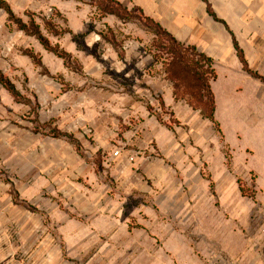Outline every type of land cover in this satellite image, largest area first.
Instances as JSON below:
<instances>
[{
  "label": "rangeland",
  "instance_id": "374dc122",
  "mask_svg": "<svg viewBox=\"0 0 264 264\" xmlns=\"http://www.w3.org/2000/svg\"><path fill=\"white\" fill-rule=\"evenodd\" d=\"M35 21L82 71L63 68L0 9V68L33 106L0 87V264H264V111L256 126L242 111L241 124L223 134L198 114L177 124L155 93L148 111L163 125L149 123L130 94L139 76L103 71L106 43L55 37ZM139 29L151 55L153 31ZM156 61L169 81L165 58ZM33 117L75 136L85 158L64 139L32 132Z\"/></svg>",
  "mask_w": 264,
  "mask_h": 264
},
{
  "label": "crops",
  "instance_id": "0c3cea01",
  "mask_svg": "<svg viewBox=\"0 0 264 264\" xmlns=\"http://www.w3.org/2000/svg\"><path fill=\"white\" fill-rule=\"evenodd\" d=\"M4 1L3 3L9 6L12 14L24 25L28 26L32 19L45 41L46 37L42 34L35 17L41 20L46 33L53 34L55 37L87 36L91 43H106L105 45L110 49L106 56H102L106 63L103 71L115 78L136 79L139 76L141 82L130 88V94L137 95L139 104L144 102L147 122L152 123L153 120L159 121L161 124L163 122L156 117L157 114L153 115L148 111V106L151 107L148 96L155 93L159 95L163 108L172 112V119L177 121V124L190 123L197 114L200 119L203 118L199 112L191 109L184 101L174 99L170 82L163 79L160 63L146 53L145 47L150 38L145 37L144 29H139V26L141 27L139 23H137L138 25L122 23L113 16L99 17L93 7L78 0ZM115 1L128 10L139 9L144 17L158 24L176 42L186 47H192L197 53L210 59L215 73V78L210 83L215 103L214 119L223 134L229 130V127L237 128L241 124L242 111L248 112V117L252 122L256 121L254 118L258 116L259 111H264V0ZM28 14L31 15L28 16ZM22 15L27 17L26 22L22 21ZM44 20H49L53 24L54 30L64 31V33L54 34L49 31ZM6 22L17 26L7 20ZM22 33L24 36L36 40L45 51L58 58L63 68L69 72L80 73L82 71V65L69 52L58 51L55 47L48 45L46 41V44L54 48L56 52H64L69 55V61L65 63L54 52L42 46L36 38L26 35L23 31ZM116 35H120L121 40L117 41ZM237 49L241 52L247 69L255 74V77L243 70L237 57ZM23 55L29 58L43 75H49L45 66L33 54L23 53ZM30 55L38 63L33 61ZM0 72L4 76L5 72L2 68H0ZM0 87L10 95L1 85ZM14 90L18 97L10 96L33 110L31 101L21 98L19 92L15 88ZM31 122L33 124L32 132L44 131L53 138L64 139L80 158H85L76 137L59 129L52 120L38 123L33 117ZM253 126H256L255 122ZM165 127L164 131L159 129L160 133L168 132L167 123ZM174 128L176 127L169 130L172 131ZM52 129L65 134V136H53ZM155 142L158 148L162 146L160 140L156 139ZM169 142V146H171V143L173 142L174 145L176 140L171 137ZM93 163L97 167L101 166L100 158L95 156Z\"/></svg>",
  "mask_w": 264,
  "mask_h": 264
},
{
  "label": "trees",
  "instance_id": "16d2710c",
  "mask_svg": "<svg viewBox=\"0 0 264 264\" xmlns=\"http://www.w3.org/2000/svg\"><path fill=\"white\" fill-rule=\"evenodd\" d=\"M86 2L94 8L97 16H113L122 23L134 15L137 22L145 28L153 31V40L151 42L152 50L149 51L153 59L163 56L165 63L163 64L165 79L172 81V94L175 100L184 101L191 109L198 110L199 114L209 122L216 124L214 119L215 103L210 83L215 78V73L211 66V61L204 55L197 53L194 48L186 47L176 42L168 33L160 28L158 24L151 19L143 16L142 12L137 8L130 10L123 7L115 0H78ZM0 9L6 16V20L19 26L26 35L32 36L44 46L47 50L52 51L58 57L62 58L65 63L69 61V55L64 52H56L46 44L44 37L41 35L38 26L30 19L29 25H24L21 20L16 18L5 3H0ZM31 14H28L30 16ZM31 18V17H30ZM49 31L54 34H62L64 31L58 32L53 29V24L49 20H44ZM151 32V31H150ZM33 61H38L30 55ZM237 57L244 71L255 77L246 67L241 52L237 49ZM0 85L6 89L11 96L18 97L12 85H10L2 73L0 72ZM159 107H163L160 97L157 99ZM150 109L151 107L148 106ZM157 118L160 116L157 114ZM53 136H65V134L52 129Z\"/></svg>",
  "mask_w": 264,
  "mask_h": 264
},
{
  "label": "built area",
  "instance_id": "2783aa9c",
  "mask_svg": "<svg viewBox=\"0 0 264 264\" xmlns=\"http://www.w3.org/2000/svg\"><path fill=\"white\" fill-rule=\"evenodd\" d=\"M117 154V152H115V155Z\"/></svg>",
  "mask_w": 264,
  "mask_h": 264
}]
</instances>
